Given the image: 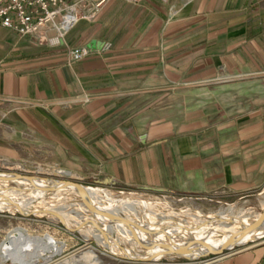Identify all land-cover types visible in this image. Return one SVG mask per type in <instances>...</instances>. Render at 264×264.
<instances>
[{
	"label": "crops",
	"instance_id": "1",
	"mask_svg": "<svg viewBox=\"0 0 264 264\" xmlns=\"http://www.w3.org/2000/svg\"><path fill=\"white\" fill-rule=\"evenodd\" d=\"M71 1L39 43L0 24L3 150L30 134L74 173L188 194L264 179V0ZM212 264H264V240Z\"/></svg>",
	"mask_w": 264,
	"mask_h": 264
},
{
	"label": "rangeland",
	"instance_id": "2",
	"mask_svg": "<svg viewBox=\"0 0 264 264\" xmlns=\"http://www.w3.org/2000/svg\"><path fill=\"white\" fill-rule=\"evenodd\" d=\"M4 118L2 114L0 120ZM3 130L10 132L12 128L0 123V133ZM22 138L29 147L25 151L7 152L0 147V173L19 176L17 180H0V241L8 233L18 230L31 235H53L62 245L61 250L34 264H197L203 261L212 264L232 251L264 240L263 234L214 253L186 255L168 252L153 259L151 247L169 242L163 237L164 231H129L99 220L93 224L89 221L93 214L80 207L81 195L73 188L37 187L21 177L69 179L98 187L100 203L111 204L118 213L134 220L153 219L164 228H177L188 236L187 242L194 247L220 240L227 233L240 229L243 221H255L256 215L264 210V179L246 190L221 188L203 194L105 182L74 173L56 163L50 154L43 153L32 135L24 134ZM23 143L19 141L12 145L16 148ZM58 169L69 172L60 173ZM109 240L113 246L108 245ZM1 262L12 264L11 259H2Z\"/></svg>",
	"mask_w": 264,
	"mask_h": 264
},
{
	"label": "bare ground",
	"instance_id": "3",
	"mask_svg": "<svg viewBox=\"0 0 264 264\" xmlns=\"http://www.w3.org/2000/svg\"><path fill=\"white\" fill-rule=\"evenodd\" d=\"M60 173H68V170L58 169ZM9 178L18 179L19 177L14 173H0V180H6ZM22 180L43 188L62 189L63 183L61 180L52 178H41L36 176L21 177ZM100 187V186H99ZM35 188V187H34ZM80 194V189L76 186H71ZM103 190V189H102ZM98 187H91L86 185V196L82 198L83 210H88L93 214V218L89 221L95 224L97 220L103 222H110L115 226L123 228L129 231H141V232H155L164 231V236L167 238L168 243L161 242V245L151 247L150 256L155 259L162 253H175V254H205L206 252H217L223 248H232L234 245L244 244L246 241L264 234V214L258 213L256 218L261 216L260 225L249 232H242L235 235L243 226L251 224L252 222L243 221L240 229L232 233H227L223 238L216 242H208L204 246L194 247L189 242L188 236L182 233L177 228L162 226L159 222L153 219L148 220H134L132 217L124 216L125 220H120L118 210L111 204H102L98 201ZM129 203V202H128ZM109 213L106 215L105 213ZM125 213V212H124ZM127 213V212H126ZM216 217V215H211ZM90 217H88L89 219ZM67 224V223H66ZM158 225L162 227H158ZM158 228V229H157ZM101 236V235H100ZM162 237V236H161ZM162 237V238H163ZM184 237V238H183ZM190 237V236H189ZM197 239V238H196ZM101 240V239H100ZM106 242V241H105ZM112 241L109 240L108 245H112ZM106 244V243H105ZM109 246V247H110ZM62 248L57 239L51 234H28L24 231L18 230V232L8 233L7 236L0 241V264L2 259H11L12 264H34L39 259H46L50 255L59 252ZM112 249V248H111ZM209 252V253H210ZM28 256V257H27ZM207 261H203L197 264H206Z\"/></svg>",
	"mask_w": 264,
	"mask_h": 264
},
{
	"label": "built area",
	"instance_id": "4",
	"mask_svg": "<svg viewBox=\"0 0 264 264\" xmlns=\"http://www.w3.org/2000/svg\"><path fill=\"white\" fill-rule=\"evenodd\" d=\"M79 11L71 0H0V24L31 42L39 43L48 32L61 35L78 18ZM88 46L69 49L70 61L85 57Z\"/></svg>",
	"mask_w": 264,
	"mask_h": 264
},
{
	"label": "water",
	"instance_id": "5",
	"mask_svg": "<svg viewBox=\"0 0 264 264\" xmlns=\"http://www.w3.org/2000/svg\"><path fill=\"white\" fill-rule=\"evenodd\" d=\"M96 43H98L97 40L92 39L91 42H90V45L92 47H94L96 45ZM22 177H27V176H22ZM62 183H63L62 188L63 187L76 186V187H78L80 189V195H81V197L84 198L86 196V185H84L82 182L75 181V180H69L68 179V180H62ZM105 214L106 215H109V213H107V212ZM263 214H264V210L262 212V215ZM261 216H259L258 218H256V220L253 221L251 224H248V225L243 226L235 235H237L239 233H242V232H249L252 229L258 227L260 225ZM118 218H120V220H125V217L123 215H118Z\"/></svg>",
	"mask_w": 264,
	"mask_h": 264
}]
</instances>
